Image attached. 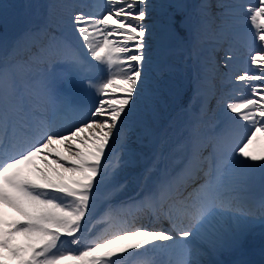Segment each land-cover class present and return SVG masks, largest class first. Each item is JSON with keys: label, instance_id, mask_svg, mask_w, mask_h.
<instances>
[{"label": "snow or ice", "instance_id": "6c2138e0", "mask_svg": "<svg viewBox=\"0 0 264 264\" xmlns=\"http://www.w3.org/2000/svg\"><path fill=\"white\" fill-rule=\"evenodd\" d=\"M105 4L102 15L77 12L71 20L91 60L109 73L99 85L100 98L94 101V107L64 101L70 108L87 111L89 119L61 133L35 125L8 135L6 118L0 111V127L5 129L0 131V206L16 213L15 219L8 220L0 209V264H122L118 257L144 255L149 249L168 250L176 244L184 249L186 258L181 264H201L197 241L208 238L216 250H236L248 242V218L227 235L213 226L218 213L230 210L223 202L218 203L221 197L217 159L226 160L244 175L256 169L264 172V148L259 152L254 148L258 137L264 141V0L244 6L246 19L254 30V46L248 54V67L234 77L233 83L242 84L248 94L241 93L225 106L226 112L233 114L229 117L231 123L243 121L241 127L247 131L235 146L223 137L212 143L207 198H194L191 192L180 190L184 168L155 185L145 198L149 203L172 200L189 207V226L173 234L143 224H118L110 235L81 247L82 238L94 227L89 218L107 176L103 165L114 151L134 155L135 142L148 134L146 119L161 91L149 54L152 33L144 23L150 18L149 0H105ZM202 8L207 16L208 5ZM37 40L38 44H33L26 55V62H33L34 58L37 66L58 59V37ZM234 58L226 51L225 67L231 68ZM8 75L9 66H0V108L5 105L3 85ZM108 89L121 95H110ZM44 94L51 98L46 87ZM200 146L201 140L193 131L185 168L200 159ZM120 162L125 161L121 158ZM65 244L71 246L67 251L62 250Z\"/></svg>", "mask_w": 264, "mask_h": 264}, {"label": "rangeland", "instance_id": "374dc122", "mask_svg": "<svg viewBox=\"0 0 264 264\" xmlns=\"http://www.w3.org/2000/svg\"><path fill=\"white\" fill-rule=\"evenodd\" d=\"M233 0H209V4H208V8L210 9V11L214 14H218L219 15V19L224 18V13L220 12L221 10H225L224 6H228L232 3ZM32 0H23L24 5L28 8L30 3H32ZM235 18V17H234ZM235 24L236 26L229 28V29H235V28H239L241 26V23H237V22H226L223 23V29H226L227 26H231ZM232 41H234V39H231ZM234 78L231 77L230 79V83H233ZM194 82V80L192 81ZM234 84V83H233ZM240 88V86H239ZM185 113H182V118H184ZM259 139V137H258ZM255 148V146H254ZM256 150H258V152L262 149L260 147H256ZM104 167V165H103ZM225 214V213H224ZM236 223V221L230 217H226L225 219H218L216 217V219L213 221V226L216 227L222 234H228L230 228L232 225H234ZM206 260V258H205ZM204 260V261H205Z\"/></svg>", "mask_w": 264, "mask_h": 264}, {"label": "bare ground", "instance_id": "6f19581e", "mask_svg": "<svg viewBox=\"0 0 264 264\" xmlns=\"http://www.w3.org/2000/svg\"><path fill=\"white\" fill-rule=\"evenodd\" d=\"M203 146H200V148ZM200 177H202L201 173H196V172H192L190 174V177L188 179H185L183 181H180V189L186 188L187 186L191 185L195 180L199 179Z\"/></svg>", "mask_w": 264, "mask_h": 264}]
</instances>
